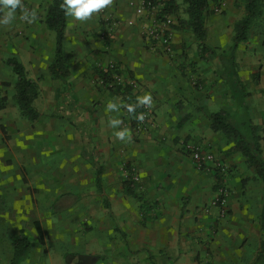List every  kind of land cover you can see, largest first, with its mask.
<instances>
[{"label":"crops","instance_id":"0c3cea01","mask_svg":"<svg viewBox=\"0 0 264 264\" xmlns=\"http://www.w3.org/2000/svg\"><path fill=\"white\" fill-rule=\"evenodd\" d=\"M52 1L23 0L26 7L37 8L39 19L33 24L23 22L18 9L11 25L0 26V89L16 82L8 62L15 58L45 92L46 107L33 106L38 112H49L48 129L60 126L59 120L65 118L79 132V144L73 156L66 155L65 145L57 144L59 162L73 161V167L43 169L40 189L32 186L15 194L22 205L15 214L14 209L5 211V217L6 224L18 228L11 226L9 234H0L9 245L7 253L0 254L2 264L10 263L12 242L21 233L28 237L30 248L17 264H131L134 259L141 264H199L197 257L208 260V251L200 250L203 247L197 243L213 238L210 226L219 214L208 201L217 177L213 171L196 168L185 145L203 143L225 162L232 191L229 209L237 214L240 205H246L241 193L253 170L242 152L233 150V141L211 129L209 116L223 112L253 135L255 110L250 107L253 100L264 101V0H254L251 12L246 10V0H220L222 12L210 11L204 22V47L192 44L194 38L186 40L177 29L170 56L145 39L144 30L151 22L136 17L133 2L137 0H115L108 8L121 20L111 38H102L99 15L86 22L66 17L62 52L68 88L58 101L55 94L61 79L50 69L55 32L45 23ZM214 1L208 0L210 9ZM249 13L247 37L235 42L234 24ZM130 19L136 23L126 25ZM109 59L117 62L125 78L136 81L130 91L133 101L145 92L153 97L154 126L136 144L117 140L108 127L111 115L130 129L126 109L105 112L109 100L129 102L121 92L92 83L95 65L103 68ZM192 79L200 86H194ZM62 140L57 138L59 143ZM83 159L90 168H80ZM122 161L137 165L140 183L130 187L125 182L119 168ZM139 210H144V217ZM5 217L2 210L0 225ZM35 222L42 229V243ZM242 234L247 235L243 229ZM65 243L72 249L63 251ZM215 259L219 262L220 255Z\"/></svg>","mask_w":264,"mask_h":264},{"label":"rangeland","instance_id":"374dc122","mask_svg":"<svg viewBox=\"0 0 264 264\" xmlns=\"http://www.w3.org/2000/svg\"><path fill=\"white\" fill-rule=\"evenodd\" d=\"M157 3L161 4L162 12H160V14L155 13L154 15H144L147 21L150 19V22H152L154 17L159 18L161 14H166L170 16L171 20V38L173 37V32L179 29L185 34L184 36L186 40H189L191 37H193L194 39L192 40V44L198 42L191 29L186 24V20H188V14L185 12V4L182 2V0H175V5L177 6V12L174 13L175 15H173L168 10H165L164 6L167 3V0H159ZM133 4H135L136 7L139 6V0H137L135 3L133 2ZM210 11H212L214 14H220L222 12L218 11L215 13L213 9H210ZM177 16H179L178 19ZM207 16L205 17V20L207 19ZM136 17L142 19V16L136 15ZM134 22L136 23V20H134ZM222 23H224V21H222ZM170 55L168 54V56ZM111 61L113 60L109 59L103 64H108ZM101 69V65H95L93 71L94 78L92 81L93 85L105 90H112L114 87H117V85L110 87L108 84L100 83ZM192 82L196 87L200 86L201 84L197 81V79H192ZM35 83L37 95L34 97L32 104H35L36 108L42 109L46 107L45 104L47 102V98L43 95L45 92L41 88V85H39V82ZM14 85L15 84L12 85V83H7L3 89L4 92L2 90V93L7 96V101L5 107L0 110V214H2L3 210L4 217L6 214L5 211L9 212L14 209L13 213L15 214V210H18L16 208L22 205L21 202H16L14 199V196L17 194V192L24 191L25 188L32 186L38 187L40 189V181L43 178V169L50 168L52 170L59 167H73V161H67L64 165L59 162V159L62 156L56 155L58 146L57 144L65 145L66 155L73 156V151L74 149L78 148L79 144L77 137L80 136L77 129L69 124L65 118H61L59 120L61 124L60 126H57L53 130L48 129L49 112H39L40 116L35 121H31L30 119L21 116V110L14 98L16 91ZM121 87H128L132 92V86L121 85ZM120 91H122V89H120ZM133 103H135V100ZM250 108H253L255 112L252 113L253 135L249 141L252 143L257 141L261 155L264 156L263 99L262 101L260 99L255 101L253 100L252 107ZM125 117L128 120V126L132 132L131 135L134 144L140 141V137L143 133L148 132L151 127L154 126L153 124V126L142 130V132H138L134 128L135 116L127 113ZM80 125L82 126V124ZM57 138H60V140L65 138V141L62 140L59 143ZM81 143L83 146L82 141ZM48 144L53 146V150H47V147L49 146ZM44 154H54V156H44ZM80 168H90V163L83 159ZM119 168L121 169L122 173L134 171L139 174L138 181L128 180L127 178L123 177L125 182H130L133 185L141 182L139 169L137 165L132 163V161L120 162ZM252 172L253 173L251 176H247L248 180L246 182V187L241 193V196L245 197L246 205L245 203L244 205L241 204L238 213L234 214L233 211L229 209V202L232 196V191L230 190L229 200L226 206V214L224 216L218 215L214 224L210 226V233L213 235V238L209 242L197 243L200 248L203 247L200 250L208 251L209 254L208 260H205L207 257L204 259L197 257L196 259L199 264H251L253 262L256 251L260 246V242L264 239V230L261 229L260 225V212L264 201V183L257 177L254 170ZM213 194L209 198L208 204H210ZM138 213L140 217H144V210H139ZM245 215H248V219H246ZM7 221L8 220L5 217L3 224L0 225V230H2L0 231V234H9L12 230L11 226H14V230L18 228V226L15 224H6ZM242 221L247 223H242ZM242 229L247 233V235L242 234ZM10 238L11 235H8L7 239L10 240ZM2 240L3 239L0 235V254L2 253V255H5L9 250V245L7 240H5V242ZM213 240H216L217 242L214 244ZM53 243L56 246L58 242L54 241ZM51 244L52 242L49 244V246L51 251H53L56 247H53ZM65 244L66 245L63 246V251L72 249V246L69 243ZM218 254L220 255L219 262L215 259ZM213 260H216L217 262ZM2 263L3 260H0V264ZM76 264H79V261ZM131 264L141 263L140 260L134 259Z\"/></svg>","mask_w":264,"mask_h":264},{"label":"trees","instance_id":"16d2710c","mask_svg":"<svg viewBox=\"0 0 264 264\" xmlns=\"http://www.w3.org/2000/svg\"><path fill=\"white\" fill-rule=\"evenodd\" d=\"M62 2L63 0H53L45 19L46 25L55 32V58L54 63L51 65L50 69L54 76L60 77L61 79V87L57 88V92L55 94V99L57 101L63 97L64 93L66 94V90L68 88V83L66 80L68 70L63 64L66 58L64 53L62 52V40L66 26V16L64 15L63 10L60 8ZM182 2L185 4V12L188 14V20H186V24L197 39L198 46L202 48L204 47L201 42L205 33L204 20L207 14L210 12L209 2L208 0H182ZM254 5V0H246L245 7L247 12H251ZM164 7L166 11L168 10L173 15H175L174 13L177 12L175 0H167V3ZM178 17L179 16H177V19ZM251 19L252 16L249 13L235 22V42H240L246 39L247 32L251 24ZM8 62L17 77L14 85L16 90L14 98L21 110V116L26 117L31 121H35L40 116V113L32 104L34 97L37 95L36 83L26 76L23 65L15 58L9 59ZM103 77L105 78V80H108L109 78L108 75H104ZM4 85H6V83ZM120 87H114L112 90L121 92L124 99H126V101L130 103V101L133 99L130 89L128 87ZM120 89H122V91H120ZM70 98L75 99L72 95L70 96ZM6 101L7 96L4 95L2 93V90L0 89V110L5 107ZM59 115L60 113L53 114V116ZM209 120L211 122V129L215 132L224 134L228 139L233 141V150H239L242 152V154L246 158L247 165L255 171L257 177L264 183V156L261 155V151L257 141L253 143L249 141V139L252 137L251 133L248 135L246 131L240 127V125L234 123L231 117L223 112H216L211 114L209 116ZM97 172L100 173V168H98ZM98 181L99 180L97 179V182ZM126 183L130 187H132V184L130 182ZM130 187L129 189L131 190ZM215 188L216 185L214 186V189ZM129 189L128 191H130ZM34 225L39 235V239L42 243V229L38 222H35ZM260 225L261 229L264 230V201L260 212ZM12 247L13 253L9 264H17L24 253L30 248V241L28 237L21 233L14 238ZM262 263L264 264V239L261 240L255 259L251 264Z\"/></svg>","mask_w":264,"mask_h":264},{"label":"built area","instance_id":"2783aa9c","mask_svg":"<svg viewBox=\"0 0 264 264\" xmlns=\"http://www.w3.org/2000/svg\"><path fill=\"white\" fill-rule=\"evenodd\" d=\"M159 0H139V6L135 7V14L137 16H144L147 14H160L162 12L161 4L157 3ZM222 8V2L215 0L212 9L215 12L220 11ZM102 22L101 36L102 38H111L115 30L121 25V20L114 14L110 13L108 9H105L102 13L98 14ZM134 20L130 19L126 21V25H133ZM170 16L161 14L160 17L153 19L151 24L144 30V37L155 48H159L160 51L166 54H172V38L170 31ZM104 75H108V80H105ZM125 75L121 72V69L117 62L111 61L101 69L100 83L108 84L111 86H136L135 80L132 78H125ZM137 113L144 112L146 118L143 122H138L135 119L134 128L139 132L153 126L154 115L153 110L148 108H138ZM185 148L189 151L195 167L198 169H205L207 171L215 172L216 188L214 189L213 197L210 201V206L216 207L219 216H224L227 212L226 206L229 200L230 189L227 184L228 166L225 162L215 155L212 151L206 149L203 143H196L193 145H185ZM124 177L128 180L138 181L139 174L134 171L124 172Z\"/></svg>","mask_w":264,"mask_h":264},{"label":"clouds","instance_id":"9594fccd","mask_svg":"<svg viewBox=\"0 0 264 264\" xmlns=\"http://www.w3.org/2000/svg\"><path fill=\"white\" fill-rule=\"evenodd\" d=\"M115 0H63L60 8L66 17H71L78 22H86L94 15L102 13L105 9L111 8ZM19 9V19L28 24H33L39 19V13L35 7H26L23 0H0V26L11 25L17 18ZM154 107L153 97L150 92L136 97L135 103H117L115 100H109L105 106L106 113H119L121 108L126 109L130 115H134L138 122H143L146 118L144 112L137 113V108ZM123 121L118 116L109 115L108 127L114 129L113 135L119 141L131 142L132 136L130 129L121 127Z\"/></svg>","mask_w":264,"mask_h":264}]
</instances>
